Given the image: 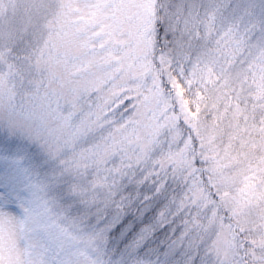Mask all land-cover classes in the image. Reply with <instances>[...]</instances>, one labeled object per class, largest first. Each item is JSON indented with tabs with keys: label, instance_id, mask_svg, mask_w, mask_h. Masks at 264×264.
Returning <instances> with one entry per match:
<instances>
[{
	"label": "snow or ice",
	"instance_id": "1",
	"mask_svg": "<svg viewBox=\"0 0 264 264\" xmlns=\"http://www.w3.org/2000/svg\"><path fill=\"white\" fill-rule=\"evenodd\" d=\"M0 158V264H264V0H30Z\"/></svg>",
	"mask_w": 264,
	"mask_h": 264
},
{
	"label": "rangeland",
	"instance_id": "2",
	"mask_svg": "<svg viewBox=\"0 0 264 264\" xmlns=\"http://www.w3.org/2000/svg\"><path fill=\"white\" fill-rule=\"evenodd\" d=\"M3 2L7 5V8H0V30H2L5 25L9 27L21 25L25 20V5L28 4L30 0H3ZM221 146L223 147V145ZM243 150L240 141H232V152H241ZM252 154L255 155L257 153L253 151ZM9 167V163L0 158V169H3V171H0V177L9 170Z\"/></svg>",
	"mask_w": 264,
	"mask_h": 264
},
{
	"label": "trees",
	"instance_id": "3",
	"mask_svg": "<svg viewBox=\"0 0 264 264\" xmlns=\"http://www.w3.org/2000/svg\"><path fill=\"white\" fill-rule=\"evenodd\" d=\"M209 123H210V122H209ZM225 143H227V137H224V138H223L221 145H223V144H225Z\"/></svg>",
	"mask_w": 264,
	"mask_h": 264
}]
</instances>
